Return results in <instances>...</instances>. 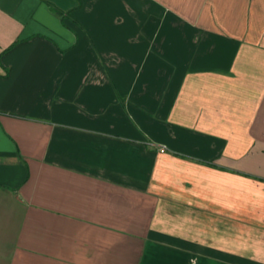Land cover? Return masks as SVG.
I'll list each match as a JSON object with an SVG mask.
<instances>
[{
	"label": "crops",
	"instance_id": "1",
	"mask_svg": "<svg viewBox=\"0 0 264 264\" xmlns=\"http://www.w3.org/2000/svg\"><path fill=\"white\" fill-rule=\"evenodd\" d=\"M0 264H264V0H0Z\"/></svg>",
	"mask_w": 264,
	"mask_h": 264
},
{
	"label": "trees",
	"instance_id": "2",
	"mask_svg": "<svg viewBox=\"0 0 264 264\" xmlns=\"http://www.w3.org/2000/svg\"><path fill=\"white\" fill-rule=\"evenodd\" d=\"M56 11H57V13H59V14H63V12H61L60 10H58V9H56Z\"/></svg>",
	"mask_w": 264,
	"mask_h": 264
}]
</instances>
